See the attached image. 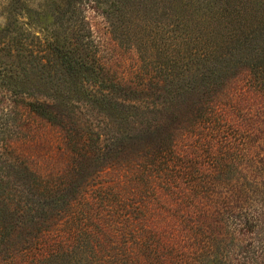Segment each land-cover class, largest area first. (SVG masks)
Listing matches in <instances>:
<instances>
[{"label":"rangeland","instance_id":"rangeland-1","mask_svg":"<svg viewBox=\"0 0 264 264\" xmlns=\"http://www.w3.org/2000/svg\"><path fill=\"white\" fill-rule=\"evenodd\" d=\"M8 2L0 0V26ZM87 16L115 89L111 105L61 107L50 123L0 92V264H31L45 249L75 243L80 209L90 229L96 221L105 228L97 264H147L145 247L160 249L159 264H174L180 247V260L190 261L191 230L215 216L256 217V234L235 244L264 245V95L239 73L237 91L199 120L201 97L151 95L144 88L154 75L137 54L113 40L99 13ZM121 107L133 113L114 110ZM206 173L214 182L201 188ZM228 232L219 233L227 243Z\"/></svg>","mask_w":264,"mask_h":264},{"label":"trees","instance_id":"trees-1","mask_svg":"<svg viewBox=\"0 0 264 264\" xmlns=\"http://www.w3.org/2000/svg\"><path fill=\"white\" fill-rule=\"evenodd\" d=\"M32 1L6 5L0 26V92L23 101L26 110L50 123L61 117V107L105 108L113 100L115 89L99 56L88 10L99 13L113 40L134 51L143 69L154 75V86L144 90L175 101L190 93L201 97L199 120L209 115L208 106L237 91L232 83L239 73L264 95V0H44L31 8ZM233 67L235 73L221 80L224 70ZM208 94L210 100H205ZM122 109L114 108L119 114L133 113ZM213 165L223 170L218 158ZM210 176L206 173L198 185L210 186ZM80 210L75 243L45 249L31 264H97L94 258L104 249L98 237L105 228L96 221L90 229L84 223L91 216ZM206 215L201 214L205 222ZM216 218L191 230L194 257L180 260V247L174 264H264V245L235 244L256 234V217L251 216L252 222ZM225 229L232 235L228 243V237L219 236ZM234 246L238 253L233 257ZM139 250L147 253V264H159L163 255L157 248Z\"/></svg>","mask_w":264,"mask_h":264}]
</instances>
